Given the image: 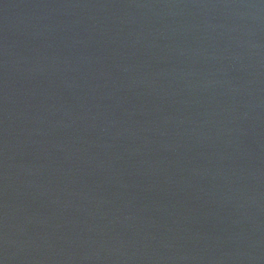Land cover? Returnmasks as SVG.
<instances>
[{
  "label": "water",
  "instance_id": "obj_1",
  "mask_svg": "<svg viewBox=\"0 0 264 264\" xmlns=\"http://www.w3.org/2000/svg\"><path fill=\"white\" fill-rule=\"evenodd\" d=\"M0 264H264V0H0Z\"/></svg>",
  "mask_w": 264,
  "mask_h": 264
}]
</instances>
